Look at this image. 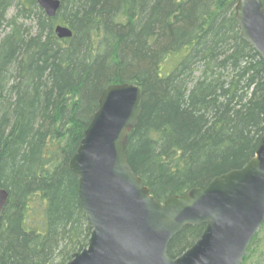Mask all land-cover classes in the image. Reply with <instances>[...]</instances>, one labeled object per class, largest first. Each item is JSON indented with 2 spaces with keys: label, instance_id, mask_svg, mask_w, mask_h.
<instances>
[{
  "label": "trees",
  "instance_id": "obj_1",
  "mask_svg": "<svg viewBox=\"0 0 264 264\" xmlns=\"http://www.w3.org/2000/svg\"><path fill=\"white\" fill-rule=\"evenodd\" d=\"M59 1L49 19L35 0H0V264H67L87 247L68 166L107 87L140 91L126 157L160 203L241 169L264 129V62L237 0ZM204 228L185 227L168 256ZM242 264H264V223Z\"/></svg>",
  "mask_w": 264,
  "mask_h": 264
},
{
  "label": "water",
  "instance_id": "obj_2",
  "mask_svg": "<svg viewBox=\"0 0 264 264\" xmlns=\"http://www.w3.org/2000/svg\"><path fill=\"white\" fill-rule=\"evenodd\" d=\"M52 19L59 0H35ZM240 38L264 62V12L260 0H237ZM58 39L71 31L54 28ZM141 113L133 84L104 89L79 146L69 162L78 181L81 212L90 229L88 245L67 264H242L264 223V129L255 156L241 169L212 179L203 188L156 201L130 168L128 133ZM8 194L0 187V215ZM205 226L199 239L172 259L167 247L185 227Z\"/></svg>",
  "mask_w": 264,
  "mask_h": 264
}]
</instances>
